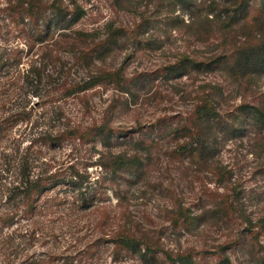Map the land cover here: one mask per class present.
Here are the masks:
<instances>
[{
    "label": "rangeland",
    "instance_id": "374dc122",
    "mask_svg": "<svg viewBox=\"0 0 264 264\" xmlns=\"http://www.w3.org/2000/svg\"><path fill=\"white\" fill-rule=\"evenodd\" d=\"M7 1L0 0V49H16L22 58L20 67L26 69L30 62L39 61L34 52L46 58L49 49L37 46L29 49L31 40L27 39L32 38L33 28L21 16L16 14L13 19L3 11ZM17 1L11 0L13 4ZM33 1L46 4L52 0ZM190 1L193 6L187 11H182L172 0H63V3L85 9L86 16L76 26L77 30L96 31L100 39L117 31L118 46L101 66L107 71L121 69L126 80L136 74L147 75L180 56L209 58L226 55L239 47L254 46L256 49L264 44V0H242L238 10L233 6L235 0ZM201 30L207 33L198 41L197 34ZM65 62L63 71L71 79L81 82L86 78L87 72L81 66L75 65L69 57ZM246 70L255 73L235 79L224 70L197 73L188 69L184 76L172 80L142 77L149 78L146 89L136 101L137 105L129 110L124 105L132 102L128 96L123 97L116 84L75 97L54 98L55 105L60 107L61 125L68 123L70 127H85L93 120L99 122L107 104H124L110 119L112 127L122 131L136 124L147 128L158 120L172 127L189 117L192 108L209 94L211 105L231 120L227 127L220 124L225 132L216 133L214 129L217 155L213 165L191 164L188 159L171 160L166 153L176 142L168 138L152 150L139 176L127 177L132 183L126 185L122 181L114 182L108 171L87 166L95 164L98 158L102 162L109 160L114 149H102L97 142L80 143L69 139L50 152L49 157L54 162L52 172L65 178L77 173L89 183L98 179L94 189L107 192L102 197L104 209L111 214H130V219L141 228L156 232L160 247L173 253L189 249L214 252L225 247L224 255L229 257L231 264H264V140L249 117L239 116L236 111L242 105L264 106V76L255 67L248 66ZM2 91L0 117L8 107L4 105ZM15 92L22 98H30L31 102L38 101L17 89ZM30 131V126L25 128V125L9 130L10 133L0 140V153H10L17 144L20 148L26 147L29 144L26 135ZM8 187L0 170V207ZM178 210L196 218L194 225L187 229L181 226L174 217ZM220 211L227 213L228 219H222ZM64 212L69 214V210ZM67 215L59 214L60 219L50 224L55 228V239H38L33 248H26L28 253L52 254L61 264L66 259L72 264H140L135 259L113 262L107 252L100 259L86 257L82 252L94 238L92 236H96L92 229L97 214L86 212L80 218ZM247 229L253 234L246 233ZM10 232L16 243L26 242L22 223ZM235 242L238 244H232ZM203 261L217 264L214 259Z\"/></svg>",
    "mask_w": 264,
    "mask_h": 264
},
{
    "label": "trees",
    "instance_id": "16d2710c",
    "mask_svg": "<svg viewBox=\"0 0 264 264\" xmlns=\"http://www.w3.org/2000/svg\"><path fill=\"white\" fill-rule=\"evenodd\" d=\"M172 1L182 11L193 6L190 0ZM6 3L4 12L13 19L16 14L21 16L22 20L26 19L32 26V38L27 39L31 40L29 49L37 46L49 49V53L46 58H41L34 52L33 55L39 61L30 62L26 69H22V58L16 49H0V91L3 90L1 94L6 101L4 105L8 106L6 113L0 117V140L14 127L25 125V128L30 126L32 129L26 135L29 142L26 147L20 148L17 144L16 149L10 153H0V170L9 186L5 201L0 207V264H61L60 259L52 254L28 253V250L34 247L38 239L56 238L55 228L50 224L60 219L59 214L67 215L64 210H69L67 216L74 215L79 218L86 212L97 214L95 227L92 229L96 236H92L94 238L84 246L82 252L90 259H100L107 252L113 262L135 259L140 264H206L203 260L208 258L216 260L217 264H231L229 257L224 255L225 247H219L214 252L189 249L182 253H173L160 247L154 235L156 232L141 228L130 219V214H111L102 207V197L107 192L94 189L98 179L89 183L86 177L77 173L69 178L61 177L52 172L54 162L49 157L50 152L59 149L69 139H76L80 143L97 142L100 148L114 149L115 153L105 162L98 158L95 164L87 166H97L100 171H108L114 182L122 181L127 185L132 183L128 178H136L145 168L152 150L156 149L159 142L169 138L176 143L166 153L168 158L188 159L191 164L211 166L217 155L216 133L225 132L220 124L227 127L230 119L225 118L219 109L211 105L209 94L192 108L189 117L172 127L158 120L147 125V128L136 124L122 131L113 128L110 119L116 109L124 104H107L99 122L93 120L85 127H70L68 123L66 126L61 125L60 107L55 105L54 98L75 97L116 84L123 97L128 96L131 100L132 103L126 102L124 105L129 110L133 109L131 106L137 105L136 101L146 89V80L149 78L142 77L172 80L184 76L189 69L197 73L224 70L233 78L240 79L255 73L254 70L247 72L248 66L255 67V70L260 69L264 76V44H259L256 49L254 46L239 47L223 56L211 55L202 59L180 56L147 75L136 74L126 80L121 69H102L118 46L117 31L113 30L104 39H100L96 31L76 29L86 16L84 8L70 7L63 0H52L51 3H46L47 6L33 0H18L14 4L8 0ZM239 5H242V0H235L234 9L238 7V10ZM227 8L226 10H230ZM205 33L207 31L201 30L197 34L198 41ZM68 57L87 72L86 78L81 82H75L63 71L67 64L65 59ZM16 89L25 95L29 94L31 98H37L38 101L34 103L26 96L20 97V93L15 92ZM202 92L201 96L204 95ZM236 111L239 116L241 114L249 117L253 128L264 140V106L242 105ZM229 126L233 128V124ZM220 212L222 219H228L227 213ZM174 217L186 229L193 226V220H196L182 210H178ZM19 223L23 224L26 234V242L22 245L16 243L13 233L10 232ZM245 232L253 234L251 229ZM232 244L237 245L238 242ZM62 264H72V261L66 259Z\"/></svg>",
    "mask_w": 264,
    "mask_h": 264
}]
</instances>
